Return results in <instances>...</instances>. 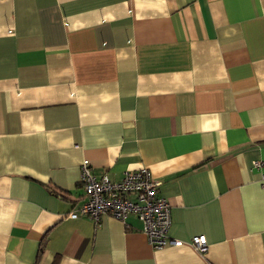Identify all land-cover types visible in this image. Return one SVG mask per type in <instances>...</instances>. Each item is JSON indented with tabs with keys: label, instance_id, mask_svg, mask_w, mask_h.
<instances>
[{
	"label": "crops",
	"instance_id": "obj_1",
	"mask_svg": "<svg viewBox=\"0 0 264 264\" xmlns=\"http://www.w3.org/2000/svg\"><path fill=\"white\" fill-rule=\"evenodd\" d=\"M84 160L147 168L180 244L69 218ZM263 176L264 0H0V264H264Z\"/></svg>",
	"mask_w": 264,
	"mask_h": 264
},
{
	"label": "built area",
	"instance_id": "obj_2",
	"mask_svg": "<svg viewBox=\"0 0 264 264\" xmlns=\"http://www.w3.org/2000/svg\"><path fill=\"white\" fill-rule=\"evenodd\" d=\"M252 167L260 169L263 162L253 161ZM262 179L264 187V176ZM79 182L85 201L76 211L69 213V218L84 217L98 223L101 217L108 215L124 223L130 215H134L142 222L143 233L153 249L180 244L168 235L170 207L158 195L160 182L151 177L147 168L124 172L120 181L112 182L106 174L99 177L92 174L89 162L84 160L80 166ZM190 245L201 255L207 251L206 238L202 235L193 237Z\"/></svg>",
	"mask_w": 264,
	"mask_h": 264
}]
</instances>
